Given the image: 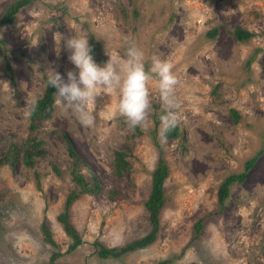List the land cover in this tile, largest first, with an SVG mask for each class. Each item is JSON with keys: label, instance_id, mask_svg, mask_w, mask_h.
<instances>
[{"label": "rangeland", "instance_id": "374dc122", "mask_svg": "<svg viewBox=\"0 0 264 264\" xmlns=\"http://www.w3.org/2000/svg\"><path fill=\"white\" fill-rule=\"evenodd\" d=\"M11 1L0 0V10ZM236 25L255 35L247 43L237 42L230 33ZM211 28H216L213 38L206 35ZM57 33L86 35L97 46L100 57L94 60L101 66L108 55L124 58L125 37L145 53L146 67L153 55L168 60L178 80V107L173 111L181 137L164 142L161 120L154 126V115L161 117L164 111L155 81L149 84L151 108L142 127H129L113 92L87 105L94 117L90 124L65 111L55 97L50 116L31 130L28 113L43 93L46 71L51 67L65 79L67 70L77 71ZM0 38L5 42L0 81L9 84L0 85V143L34 136L45 149L33 168L21 163L0 167V264H48L52 247L40 231L44 218L61 252L70 243L56 220L73 187L72 159L62 132L83 170L98 177L102 191L73 203L71 221L83 243L55 264H157L167 258L176 264H264V151L244 181L232 185L221 214L210 216L187 246L197 218L217 209L224 176L241 170L244 160L264 145V0H36L1 29ZM257 48L245 73L244 60ZM229 108L237 109L252 127L233 123ZM117 151L127 153L131 165V172L121 178L113 174ZM159 156L167 162L169 175L157 239L119 259L98 258L93 254L95 239L121 246L147 232L143 202ZM114 187L118 195L110 200Z\"/></svg>", "mask_w": 264, "mask_h": 264}, {"label": "trees", "instance_id": "16d2710c", "mask_svg": "<svg viewBox=\"0 0 264 264\" xmlns=\"http://www.w3.org/2000/svg\"><path fill=\"white\" fill-rule=\"evenodd\" d=\"M32 1L36 0H12L10 3L5 5L0 10V31L6 25L14 23L19 11ZM131 10L132 15L134 16V18H136L138 15V10L135 4H133ZM230 33L232 34L233 38L239 43H247L255 35L254 32L248 30L247 28L241 27L240 25L234 26ZM215 34L216 28H211L206 33V35L210 38H213ZM4 46L5 42L2 38H0V54H2ZM90 46L93 49L91 54L93 55L94 59L99 58L100 56H97L96 54L97 46H95L93 42H90ZM258 51V48L253 50L244 60L243 69L245 73L250 72L251 64L256 59ZM6 68L10 69V64L8 62L6 63ZM47 81L48 77L46 78L42 95L38 97L36 101L31 105L28 113V126L31 130H34L36 128L37 123L47 119L53 111L55 103L54 94L56 92V89L49 86ZM228 116L231 118L233 123L244 121L246 126L252 127L251 124L245 122L239 111L235 108H229ZM153 118L154 126L156 128L160 123V116L154 115ZM153 132L155 133V129L153 130ZM163 132L164 129H162L161 135ZM61 136L64 140L67 154L72 159L69 174L71 182L73 183V187L66 194L62 207L56 215V220L61 225L62 230L64 231L66 236L70 239V243L68 244L66 251L61 252L55 239L53 238V233L49 226L48 220L44 218L40 224V231L42 233L43 240L52 247L48 264H55L56 260L61 257L63 253H72L78 246L83 243V239L80 233L71 221L70 210L73 203L83 195H98L102 191V187L98 177L95 174L86 173L83 170L84 165L76 154L70 138L66 135V133L63 132L61 133ZM153 136L155 142V134H153ZM166 136L168 140L181 137L178 126L175 125L174 128L170 129L167 132ZM155 144L160 149L158 143L155 142ZM0 145L3 149L0 153V167L7 165L11 168H14L18 163H21L24 167L33 168L37 159L43 157L45 154L42 140L34 136H28L21 141H16L13 138L9 137L2 143H0ZM263 151L264 145L256 150L253 155L244 160L241 170L230 172L226 176H224L217 189V209L212 210L211 212L197 218V220L193 224V237L191 238L187 246L191 245L193 239L197 238L200 235L210 216H219L221 214L222 209L224 208L225 203L230 196L232 185L236 183H242L244 181L247 171L251 169L257 157ZM127 157V153H125L124 151H117L115 153L113 163V174L115 177L121 178L125 174L131 172V165ZM168 175L169 166L167 162L161 156H159L156 161V166L151 172L150 188L147 198L143 202L145 211L147 213V232L143 236L137 239H133L121 246H107L102 241L95 239L92 242L93 254L95 256L101 259H119L129 252L144 248L155 242L161 229V214L166 205L164 183ZM34 176L36 186L37 188H39L40 174L35 171ZM116 195H118V190L116 187H114L110 190L108 198L110 200H113ZM157 264L176 263H174L173 258H167L158 261Z\"/></svg>", "mask_w": 264, "mask_h": 264}, {"label": "clouds", "instance_id": "9594fccd", "mask_svg": "<svg viewBox=\"0 0 264 264\" xmlns=\"http://www.w3.org/2000/svg\"><path fill=\"white\" fill-rule=\"evenodd\" d=\"M57 35L63 41L68 61L77 70H67L66 79L51 67L46 71L47 82L56 89L54 96L65 111L73 112L82 123L90 124L94 117L86 110L87 105L101 94L115 92L118 95L117 110L129 127H142L151 108L149 84L155 81L164 105L160 117L164 129L161 140L166 142V134L175 127L178 118L173 111L178 107L174 97L178 80L168 60L153 55L150 66L146 67L145 53L131 37H125L124 58L117 61L108 55L109 60L101 66L91 54L93 49L86 35ZM0 85L9 86L4 81H0Z\"/></svg>", "mask_w": 264, "mask_h": 264}]
</instances>
